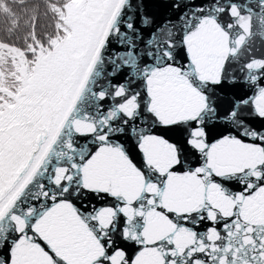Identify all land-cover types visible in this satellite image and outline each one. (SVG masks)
<instances>
[{"label":"snow or ice","instance_id":"snow-or-ice-1","mask_svg":"<svg viewBox=\"0 0 264 264\" xmlns=\"http://www.w3.org/2000/svg\"><path fill=\"white\" fill-rule=\"evenodd\" d=\"M0 264H264V0H0Z\"/></svg>","mask_w":264,"mask_h":264}]
</instances>
